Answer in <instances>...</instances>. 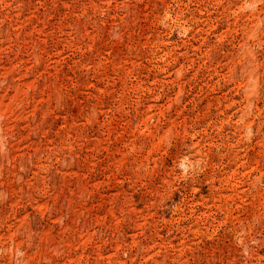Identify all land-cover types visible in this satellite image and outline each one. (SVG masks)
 Instances as JSON below:
<instances>
[{
    "label": "rangeland",
    "instance_id": "374dc122",
    "mask_svg": "<svg viewBox=\"0 0 264 264\" xmlns=\"http://www.w3.org/2000/svg\"><path fill=\"white\" fill-rule=\"evenodd\" d=\"M0 264H264V0H0Z\"/></svg>",
    "mask_w": 264,
    "mask_h": 264
}]
</instances>
